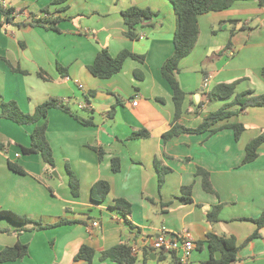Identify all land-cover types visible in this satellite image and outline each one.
Listing matches in <instances>:
<instances>
[{
	"label": "crops",
	"instance_id": "1",
	"mask_svg": "<svg viewBox=\"0 0 264 264\" xmlns=\"http://www.w3.org/2000/svg\"><path fill=\"white\" fill-rule=\"evenodd\" d=\"M7 1L10 18L0 11V113L3 101H15L22 111L33 114L48 99L60 98L79 119L60 109L49 112L46 137L56 160L52 171L40 155L21 152V147L30 146L34 127L0 118V143L5 147L0 150V211L44 225L61 219L72 222L43 230L28 226L18 235L21 226L1 219V227L10 232L0 233V252L20 241L29 254L0 264H86L75 262L83 246L95 250L92 264H118L102 261L101 254L119 244L140 247L136 264H179L178 253L152 246L163 229L173 239L186 235L194 239V264L210 258L206 244L197 247L209 234L233 237L242 247L257 229L244 219L258 218L264 211V144L254 162L243 164L246 146L264 132V107L219 122L215 128L221 129L214 134L183 132L164 140L176 124L173 91L162 76V66L174 53L176 16L171 2ZM134 6L159 13L136 40L126 35L122 15ZM48 15L56 20V30L35 24ZM199 26L195 49L182 60L177 74L186 93L178 121L185 128L199 127L225 104L206 99L219 84L238 82L237 93L264 94V7L258 1H240L230 9L202 15ZM103 48L112 56L129 51L145 60L129 58L119 74L100 79L88 67ZM59 65L67 69L65 76ZM206 80L209 91L204 89ZM136 97L138 105L133 106ZM80 104L89 108L80 110ZM232 124L246 128L239 140L227 127ZM142 130L150 136L132 138ZM114 158L120 159L119 173L112 169ZM9 162L25 174L12 171ZM68 166L80 182L78 198L71 192ZM158 168L168 169L162 186ZM199 168L210 174L215 194L203 189ZM100 181L110 184V193L96 203L91 192ZM188 186L193 203L184 204L181 197ZM117 199L132 205L131 225L113 209ZM216 205L223 208L220 220L213 223L207 215ZM260 233L240 249L235 264H264V229Z\"/></svg>",
	"mask_w": 264,
	"mask_h": 264
},
{
	"label": "trees",
	"instance_id": "2",
	"mask_svg": "<svg viewBox=\"0 0 264 264\" xmlns=\"http://www.w3.org/2000/svg\"><path fill=\"white\" fill-rule=\"evenodd\" d=\"M65 2L67 0H59ZM173 6L176 16V31L174 35V53L166 60L162 66V76L169 83L173 91V100L176 107L175 123L172 129L164 135V140H170L180 133H204L209 131L211 134L216 133L221 128H215L219 122L230 119L235 115H239L249 108L264 107V94L256 95L253 91H246L243 93H237L236 88L238 82L230 84H219L211 89L207 94V100L209 103L224 102L225 104L216 112L210 113L209 116L203 121V123L197 128H185L180 126L179 118L181 115V108L183 106L186 93L180 87L177 80V74L179 72L180 63L182 60L191 55L194 51L198 37L200 34L199 18L202 15L221 12L230 9L235 3L240 1H258L261 7H264V0H169ZM0 11L10 18V9L4 10L0 5ZM125 25L127 27L126 35L130 39H139V31L152 23L153 19L159 15V13L153 12L150 9H143L140 7H131L122 13ZM147 21H149L147 23ZM36 25H43L48 29H57L56 20H51V16L48 15L45 19L35 20ZM230 44L228 45V47ZM132 58L139 62H144V56H138L129 51H123L118 56H112L107 48H103L96 56L95 61L88 69L90 73L100 79H110L113 76L119 74L127 59ZM59 72L62 76H65L67 69L58 66ZM13 71L22 72L20 69L13 68ZM40 77H44L42 73ZM264 76V69L262 72ZM0 94V99H1ZM238 106L237 110H233L232 107ZM52 109H60L62 111L73 114L77 119L79 116L75 113L71 106L60 98H50L43 104L37 106L33 114L22 111L17 102L9 101L1 103L0 118L10 120L21 126L34 127L31 133V144L29 147H21V152L24 155H40L48 167L54 171L56 169V160L54 158L52 147L50 146L46 133L48 129V115ZM87 125H91V122L84 120ZM234 131L235 139L239 140L243 132L246 130L242 124H232L227 126ZM149 132L146 130L134 132L132 138H148ZM264 144V132L253 139L246 146L245 158L243 164H250L254 162L259 156V150ZM5 147L0 143V150H4ZM9 168L19 174H25V171L19 165L9 162ZM112 169L115 173H119L121 170V162L119 158H114L112 161ZM69 174V185L72 195L75 198L80 196V182L76 175L71 171L69 166L67 167ZM159 172V184L163 185L165 182V175L168 173V169L158 168ZM197 175L202 177V187L208 192L215 194V190L210 182V174L199 168ZM110 193V184L106 181L97 182L92 187L91 198L96 203H101L106 200ZM192 186L183 188V196L181 201L184 204L193 203L191 196ZM221 205H216L208 213L207 218L210 222H218L220 220V213L222 210ZM114 210L120 212L127 223L131 225L128 220V216L132 213V205L124 199H117L115 201ZM7 219L8 221L21 226L16 233L20 235L27 229L28 226H32L35 230L49 229L61 225L71 224L72 222L61 219L54 225H44L41 222L34 221L26 216L19 215L12 211L2 210L0 211V220ZM245 221H251L256 224L257 229L252 236H250L243 246L249 244V242L261 237V230L264 229V211L255 219H244ZM31 228V229H32ZM10 230L2 228L0 225V233H9ZM207 245L210 253V258L203 262V264H235L238 258V253L243 247H239L235 238L221 237L214 234H209L207 239L203 243L198 244V249L203 245ZM29 254V247L26 244L18 241L14 246L7 247L0 252V263L13 262L27 257ZM95 257V250L89 246H83L79 253L75 257V262H84L86 264H92ZM101 260H111L118 264H136L137 255L132 252V247L127 244L116 245L101 254Z\"/></svg>",
	"mask_w": 264,
	"mask_h": 264
},
{
	"label": "built area",
	"instance_id": "3",
	"mask_svg": "<svg viewBox=\"0 0 264 264\" xmlns=\"http://www.w3.org/2000/svg\"><path fill=\"white\" fill-rule=\"evenodd\" d=\"M1 6L4 10L9 9V3L7 0H2ZM47 17V16H46ZM143 39V36H140ZM209 81L206 80L204 83V89L209 91ZM139 97H136V100L133 102V106H137ZM80 110L88 109L89 107L86 104L78 105ZM17 157L20 154L16 155ZM94 227L98 226V222L93 223ZM155 250L164 253H178L179 254V264H194L193 263V254L196 250V244L194 239L190 235H186L183 240H177L169 237L163 229L151 242ZM140 247L132 246V252L138 254Z\"/></svg>",
	"mask_w": 264,
	"mask_h": 264
},
{
	"label": "water",
	"instance_id": "4",
	"mask_svg": "<svg viewBox=\"0 0 264 264\" xmlns=\"http://www.w3.org/2000/svg\"><path fill=\"white\" fill-rule=\"evenodd\" d=\"M148 22H149V21H147V23H148ZM54 175H55V176H58V174H57L56 172H54Z\"/></svg>",
	"mask_w": 264,
	"mask_h": 264
},
{
	"label": "rangeland",
	"instance_id": "5",
	"mask_svg": "<svg viewBox=\"0 0 264 264\" xmlns=\"http://www.w3.org/2000/svg\"><path fill=\"white\" fill-rule=\"evenodd\" d=\"M4 238H8V237H4Z\"/></svg>",
	"mask_w": 264,
	"mask_h": 264
}]
</instances>
